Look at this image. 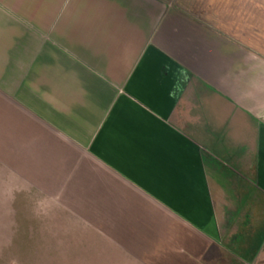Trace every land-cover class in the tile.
<instances>
[{
    "label": "crops",
    "instance_id": "0c3cea01",
    "mask_svg": "<svg viewBox=\"0 0 264 264\" xmlns=\"http://www.w3.org/2000/svg\"><path fill=\"white\" fill-rule=\"evenodd\" d=\"M18 196L123 264H264V0H0Z\"/></svg>",
    "mask_w": 264,
    "mask_h": 264
},
{
    "label": "rangeland",
    "instance_id": "374dc122",
    "mask_svg": "<svg viewBox=\"0 0 264 264\" xmlns=\"http://www.w3.org/2000/svg\"><path fill=\"white\" fill-rule=\"evenodd\" d=\"M14 203L5 212L8 218L0 219V264L124 263L102 236L84 225L71 219L59 225L34 212L22 196Z\"/></svg>",
    "mask_w": 264,
    "mask_h": 264
}]
</instances>
